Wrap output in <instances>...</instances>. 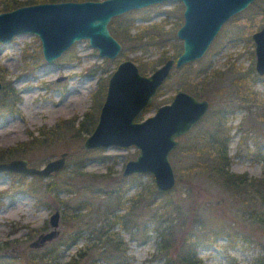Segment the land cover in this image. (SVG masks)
Masks as SVG:
<instances>
[{"label": "rangeland", "instance_id": "1", "mask_svg": "<svg viewBox=\"0 0 264 264\" xmlns=\"http://www.w3.org/2000/svg\"><path fill=\"white\" fill-rule=\"evenodd\" d=\"M146 11L151 14L149 22L161 20L167 11H174L168 18L167 27L183 22L180 2L167 1ZM143 14H146L145 10ZM141 19H137V26L149 23ZM263 25L264 0H255L247 14L240 13L229 19L204 55L190 63V69L195 71L205 68L207 72H218L212 83L204 87L201 98L209 101L210 108L214 103L218 106L227 100L228 89L235 90L234 81L247 75L254 93L248 96L256 101L245 98L244 102H232L233 111L228 117L231 127L228 151L230 170L252 178L259 177L264 169V75L255 73L256 76L252 77L248 70L255 65L251 34ZM163 49L162 46H151L142 52L127 51L125 54L126 59H131L136 65L139 64L136 57L148 64L157 61ZM120 53L115 60L101 58L88 40H81L59 58L47 63L42 56L40 41L34 34L16 36L7 47L0 43V149L29 139V134H35L42 126L50 127L61 120L81 119L91 108L93 93L101 79L110 75L124 60ZM161 64L155 63L153 70ZM181 76L182 73L174 69L148 110L137 119L151 116L159 106L169 103L181 89ZM9 93L14 94L15 102L5 98ZM74 134L72 131L70 136ZM87 136L79 135L78 140L69 137L23 157L13 158L24 159L28 166L40 168L62 153L67 154L68 164L69 160L79 158L82 150L86 159L78 177L71 175L69 167L65 166L48 177L0 172V264H31V261L39 259H43L45 264H86L87 257L92 254L89 248L96 249L93 258L100 257V251L109 247L108 238L122 241L127 257L125 262L101 260V264H167L168 256L160 251V230L173 231V246L169 250L172 254L179 249L183 229L194 232L197 227H205L208 232L216 231L231 220L235 221L230 227L237 230L238 239L229 246L225 235L220 234L199 245L197 256L202 263L251 264L254 258L264 261V250L260 245L264 243V225L255 221L264 219V206L255 208L251 216L250 210L233 203L226 192L205 178H190V173H184L188 161L180 150L172 151L169 157L176 177L179 175L182 180L179 184L176 182L168 195L133 208L136 228L123 230L121 224L113 222L114 216L111 215L107 220L101 214L107 204L114 206L116 196L120 194L123 206L114 214H124L130 206L128 198L141 184H150L153 177L150 174L122 175L125 163L137 156L138 149L134 146L84 150L83 142ZM179 142L184 145L187 140L179 139ZM122 177L126 179L123 181ZM52 179L65 183L54 201L49 195L37 199L21 186L31 181L35 186L44 185ZM56 209L60 211L58 237L43 247H31L30 243L39 234L51 230L49 220Z\"/></svg>", "mask_w": 264, "mask_h": 264}, {"label": "water", "instance_id": "2", "mask_svg": "<svg viewBox=\"0 0 264 264\" xmlns=\"http://www.w3.org/2000/svg\"><path fill=\"white\" fill-rule=\"evenodd\" d=\"M167 1L180 2L183 6V23L176 31L177 39L182 42V53L176 59H167L149 75L142 74L130 59L120 61L108 78L97 123L83 142L84 150L134 146L138 149L137 156L125 163L122 175L150 174L160 192H169L176 186L169 156L178 146L179 138L206 116L210 103L179 90L153 115L137 118L152 103L172 70L200 59L221 27L255 0H69L0 12V43L3 47L16 36L34 34L40 41L44 60L51 63L76 42L88 40L101 58L113 60L120 53L121 44L109 30L112 18ZM251 39L254 69L256 74L263 76L264 25L251 34ZM1 88L0 83V91ZM66 157L67 154L62 153L40 168L28 166L24 159H13L1 162L0 172L48 177L65 166ZM59 219L60 211L56 209L49 220L51 230L39 234L30 246L40 248L57 238Z\"/></svg>", "mask_w": 264, "mask_h": 264}, {"label": "trees", "instance_id": "3", "mask_svg": "<svg viewBox=\"0 0 264 264\" xmlns=\"http://www.w3.org/2000/svg\"><path fill=\"white\" fill-rule=\"evenodd\" d=\"M40 1L61 2L69 0ZM40 1L0 0V11H10L20 6L37 4ZM252 4L242 11L241 15L247 14ZM153 6L156 5L143 8L142 10H133L114 17L108 26L113 37L121 44L122 51H120V56H123L124 60L126 59L125 53L127 51L142 52L151 46L164 47L155 62L146 64L141 61L140 57H136V60L139 62L137 66L140 72L144 74L153 70L155 63H163L170 58L176 59L182 53V42L176 38V31L183 22H175L170 27H167L168 18L172 17L174 11L165 12V17L161 18L159 21L149 22L151 14H149L150 12L147 13L146 10H149ZM144 10L146 14L141 15ZM139 18H142L141 20L143 22L149 23L137 26L136 22ZM134 30L137 31L133 32ZM165 46L168 47L165 49ZM190 68L191 64L189 63L178 69L182 73L181 89L198 98H202L204 87L212 83V80L217 77L218 72H216V70L207 72L205 68L195 71ZM255 73V69L251 65L248 74H251L253 77L256 76ZM109 76L110 75L106 78H102L99 82L98 89L92 96V106L84 113L81 119L78 121L75 119L61 120L50 127H40L35 134H29V139L19 142L15 146L0 149V163L9 159L23 157L26 153L33 150H40L56 142L65 141L69 137L78 140L77 138L79 135L82 137L83 135H89L97 123ZM246 76V74L240 76L234 81L233 85L236 86L235 90L232 91L228 89L229 94L227 100L222 101L218 106H216L215 103L212 104V107L202 121L186 135L179 138L181 140L186 139L187 143L180 145L179 142L173 152L180 150L181 154L187 158L188 164L184 167L185 174L190 173V178H195L197 176L199 178H205L208 182L226 192L233 203H239L244 210H250L252 216L255 208L264 206V169L257 178L248 177L247 174L232 172L230 170L231 158L228 151L231 131V127L228 124V117L233 111L234 106H232V102L236 100L244 102L245 98H251L252 101H256L251 96H248L250 95L249 93H253V91ZM159 93L160 91L156 94L155 98ZM5 98L8 99V101L9 99L12 100V102L16 101L12 93L6 95ZM147 110L146 108L143 113ZM72 131H74L75 134L70 136ZM85 159L86 153L81 150L79 158L76 160H69L65 167H69L71 175L74 174L73 176L78 177L81 174L80 172ZM125 179L126 178L122 177L123 181ZM32 180L40 181L38 178H32ZM181 180L182 178L177 175L176 182L179 184ZM64 185L65 183L60 182V180L52 179L49 183L44 185L35 186L31 181L30 183L24 182L21 186L37 199L42 195H49L54 201L60 193V188L65 187ZM121 185L122 183L119 184V186ZM169 193L170 192L158 191L153 180H151V183L147 186L141 184L140 188L128 198L127 202L130 203V206L127 207L124 214H114L116 210H119L123 206L120 194L116 196V204L114 206L112 203L107 204L101 214H103L106 219L108 218L107 220H109V215L114 216L112 217L114 223L121 224L123 230L132 231L137 227V222L134 220L135 215L132 214L133 208L139 204L147 205L149 202L151 203ZM63 204L65 206L66 202ZM255 221L264 225V219ZM233 223H235V221L231 220L229 224H224L219 230L209 232L206 231L205 227H197L194 232L183 229L184 231L182 230V232L184 233L179 249L174 250L172 254L169 253V250L173 246L171 242L173 231L171 229L160 230L159 234L162 237L160 251L164 253L165 256H168L167 264H203L202 260L197 256L198 246L209 242L213 238L215 239V236L220 234L225 235L229 242V246L232 245L239 237L237 230H235L234 227L231 228L232 226L230 227ZM107 242L109 246L108 249L100 251V257L98 258H93L94 254H96V249L89 248L92 254L89 255L90 257H87L88 261L86 264H101V260H105L108 263L113 261L125 262L127 250L123 246V242L111 238H108ZM260 245L264 250V243L262 242ZM39 260H33L31 264H45L43 259ZM251 264H264V261L260 258H254Z\"/></svg>", "mask_w": 264, "mask_h": 264}, {"label": "flooded vegetation", "instance_id": "4", "mask_svg": "<svg viewBox=\"0 0 264 264\" xmlns=\"http://www.w3.org/2000/svg\"><path fill=\"white\" fill-rule=\"evenodd\" d=\"M176 38H177V37H176ZM117 57H119V54H118ZM115 59H116V58H115ZM115 59H113V60H115ZM172 59H173V58H172ZM125 60H127V59H125ZM130 60H131V59H130ZM165 61H166V60H165ZM165 61H164V62H165ZM135 64H136V63H135ZM184 66H185V65H184ZM182 67H183V66H182ZM182 67H181V68H182ZM174 69H179V68H174ZM174 69H173V70H174ZM173 70H172V71H173ZM171 74H172V72H171ZM171 74H170V76H171ZM170 76L168 77V79L170 78ZM108 78H109V77H108ZM168 79H167V80H168ZM167 80H166V81H167ZM166 81H165V82H166ZM107 82H108V80H107ZM163 85H164V84H163ZM106 88H107V87H106ZM161 88H162V87H161ZM161 88H160V89H161ZM179 90H183V89H179ZM179 90H178V91H179ZM159 91H160V90H159ZM159 91H158V92H159ZM183 91H185V90H183ZM158 92H157V93H158ZM185 92H186V91H185ZM187 93H188V92H187ZM189 94H190V93H189ZM192 95H193V94H192ZM155 96H156V95H155ZM155 96H154V98H155ZM173 96H174V95H173ZM104 97H105V96H104ZM154 98H153V99H154ZM197 98H198V97H197ZM199 99H201V98H199ZM171 100H172V98H171ZM152 101H153V100H152Z\"/></svg>", "mask_w": 264, "mask_h": 264}, {"label": "bare ground", "instance_id": "5", "mask_svg": "<svg viewBox=\"0 0 264 264\" xmlns=\"http://www.w3.org/2000/svg\"><path fill=\"white\" fill-rule=\"evenodd\" d=\"M60 111V110H59ZM54 114H56V111H54ZM8 130V129H7ZM3 131V130H2ZM1 133V132H0Z\"/></svg>", "mask_w": 264, "mask_h": 264}]
</instances>
